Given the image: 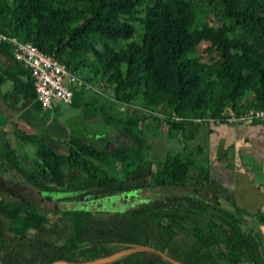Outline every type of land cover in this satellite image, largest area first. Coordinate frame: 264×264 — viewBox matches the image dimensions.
I'll use <instances>...</instances> for the list:
<instances>
[{"label":"trees","instance_id":"1","mask_svg":"<svg viewBox=\"0 0 264 264\" xmlns=\"http://www.w3.org/2000/svg\"><path fill=\"white\" fill-rule=\"evenodd\" d=\"M131 19L141 26L138 41ZM0 32L52 53L70 72L81 71L80 79L94 84L92 99L96 101L97 94L107 100L106 106L98 103L97 111L128 140L107 148L103 137L91 142L69 133L61 152L38 134L15 128L11 140L0 141V173L34 188L77 193L154 184L188 185L221 195L204 204H187L175 193L152 206L72 210L66 225L58 223L64 217L56 212L50 216L53 226L45 228L44 212L0 190V206L8 201L14 208L7 223L0 217V264L75 261V254L93 258L122 246L110 241L130 235L172 243L176 230L188 242L183 244L184 264H264V230L259 228H264V202L255 210L238 207L208 177L207 164H196L189 155L165 153L159 166L151 168L144 161L149 137L135 129L147 113L153 124L164 119L165 134L171 137V129L180 131L184 122L216 117L227 106L233 114L247 107L264 112V0H0ZM119 40L122 45L114 46ZM200 40L207 41L203 49L212 53L209 61L195 54ZM0 54L8 62L0 67V77L10 81L4 95L34 97L28 72L12 59L8 41L0 42ZM245 92H250L247 99ZM129 102L140 114L119 109L118 104ZM71 103L79 102L71 98ZM200 123L206 122L195 125ZM16 139L32 145L31 156L15 151ZM115 166L118 176L110 172ZM199 215L205 216L202 227L194 221ZM137 251L134 259L121 262L171 264L151 251Z\"/></svg>","mask_w":264,"mask_h":264},{"label":"crops","instance_id":"2","mask_svg":"<svg viewBox=\"0 0 264 264\" xmlns=\"http://www.w3.org/2000/svg\"><path fill=\"white\" fill-rule=\"evenodd\" d=\"M7 63L0 54V67H5ZM9 89L10 81L0 77V141L4 143L7 138L11 140L14 135L13 130L18 128L23 132L38 134L53 149L64 151L67 136L73 133V130L60 122V112L55 107L57 104L52 109H48L41 106L34 97L27 98L22 93L6 97L4 93ZM69 104H72L71 100ZM72 105L76 106V104ZM68 118L69 116L66 119ZM196 123L198 122H184L181 130H176L175 139L151 134L149 157L158 155L162 159L165 153L178 157L189 155L196 164H207L208 177L220 187H224V192L238 207L246 210L262 208L264 118L261 121L237 125L227 124L224 121L195 125ZM74 124L76 125L75 122ZM223 136L225 142L222 141ZM192 172L190 170L188 174ZM188 187L189 189L184 190V195L193 194L194 189ZM208 194H211L214 200L221 198V195L211 191Z\"/></svg>","mask_w":264,"mask_h":264},{"label":"rangeland","instance_id":"3","mask_svg":"<svg viewBox=\"0 0 264 264\" xmlns=\"http://www.w3.org/2000/svg\"><path fill=\"white\" fill-rule=\"evenodd\" d=\"M131 23L134 26V35L133 38L138 41L139 39V32H140V23L136 19H131ZM216 23L219 22V20L215 21ZM122 41L119 40L115 42L114 46L122 45ZM207 44V41L200 40L195 45V54L198 59H201L203 61H209L210 57L212 56V53L204 51L203 47ZM88 72L91 74L92 71L88 70ZM81 73V74H80ZM76 75L79 77H82V72H77ZM79 77V78H80ZM67 81V77L65 79ZM88 84L90 83L89 88H84L83 86H76L71 85V83H67L69 86L73 88V99L77 102H79L76 106H73L69 103H55L56 110L60 112V122L63 125L69 126V128H72V132L84 137L87 141L96 142L99 137L104 138V145L105 147L109 148L111 145L115 143H126L128 140L125 136H123L118 128V126L115 123H108L105 121L101 114L97 111V105L98 103H101L103 106L107 105V100L104 99L101 96H98L96 94V97L98 98L96 101L92 99L95 94L93 93V83L91 81H86ZM8 83V82H7ZM9 85V83H8ZM250 92H245L243 98H249ZM119 109H124V112L126 114L130 113H137L140 114L139 107L134 106L132 102H129L128 105H122L118 104ZM54 107V106H53ZM149 114V113H147ZM147 114H144L141 117V120L137 121V124L135 126V129L138 131L139 129L143 130L144 134L149 137L151 134H155L157 136H163L166 137L165 134V120H160V123H151L149 117ZM163 110H160L158 112V115H162ZM67 116H69L68 119ZM160 117H163L160 116ZM76 125L74 124V122ZM152 129V130H150ZM170 135L173 139L176 138L177 131H174L173 129L170 130ZM86 135V136H85ZM146 137V138H147ZM225 137H222V141L225 142ZM14 149L17 151V153L25 156H31L33 153V147L29 143H20L17 139L14 143ZM169 152V151H168ZM159 153V152H158ZM151 156V155H150ZM153 156V154H152ZM157 157L153 156L150 158L147 155V158L144 160L146 163H148L151 168L152 166H159V162L162 160L161 156L156 155ZM163 158V157H162ZM112 175L118 176L119 175V168L115 166L113 170L110 171ZM6 174V173H5ZM9 176V175H5ZM192 178L195 177V172L192 174H189ZM223 189L224 187L221 186ZM189 189L188 186L180 187V186H174V187H160L154 184H151L150 186H147L145 188H138V189H131V190H118V191H106L103 189H99L96 192L91 189L89 194H92L95 192V195L88 196L87 200H83L84 202L81 203V207L78 209L79 211L88 210L90 212L94 211H114V210H121L125 209L130 206H137V205H144V206H152L153 204L163 203L166 200V197L169 196V194H180L181 198L188 201L187 204L193 203V200H195L197 203L204 204V203H210L214 202L215 200L213 197H211V194H208L210 191L206 189L198 190L193 192L195 196H192L189 194L187 196L184 195V190L186 191ZM92 191V192H91ZM8 192L10 196H16L21 197L26 200H28L30 203L33 204L35 210L37 213L42 212V208L38 205V201L42 199L41 192H36L34 189H31L27 185H22L17 190H9L6 191V194L8 195ZM77 196V192H71V197H74L70 199L74 205L77 206V199H75ZM185 201V202H186ZM27 202V201H26ZM194 202V203H196ZM79 204V203H78ZM23 207L25 209L28 208V205L23 203ZM75 207V206H74ZM47 209L44 210V213L46 214V218L44 219V224H42V227L49 228L50 226H53L51 224L50 216L55 215L56 212H58L59 215H63L64 220L58 221L61 225H66L67 220L72 217L73 211L68 209H58L53 210L52 208L46 207ZM24 209V210H25ZM14 212V208L10 205L8 201H6L3 205L0 206V217L3 220L4 223H7L9 219L11 218L12 214ZM195 217L197 215H194ZM205 219L204 215H199L197 217V220L194 221L197 223L198 226H203V220ZM191 218L187 219V222L190 223ZM48 221V222H47ZM74 222V221H73ZM176 233L178 234L175 236L172 240H174L172 243H161L159 241H155L153 239H147L145 241L142 236L135 237V236H129L125 239H115L110 241L111 244L117 245V243L125 244V243H142L149 246H152L153 248H157L166 255L184 263L188 262L187 259L184 257V254L182 250L183 247L188 245V242L183 239L182 233L176 230ZM115 242V243H113ZM119 244V245H120ZM185 246H184V245ZM137 253H140L139 251H131L128 253H125L119 257H117L115 260L116 264H123L122 258L127 259L130 261V259H134L135 255ZM147 255V254H145ZM74 258H76L75 261L83 260V258H80L79 255H74ZM156 260V258H154ZM109 262V261H108ZM105 262V263H108ZM101 263V264H105ZM168 264V263H166Z\"/></svg>","mask_w":264,"mask_h":264},{"label":"built area","instance_id":"4","mask_svg":"<svg viewBox=\"0 0 264 264\" xmlns=\"http://www.w3.org/2000/svg\"><path fill=\"white\" fill-rule=\"evenodd\" d=\"M8 41L11 47V57L26 68L31 80L34 98L41 106L52 109L55 103H69L72 96L71 85L89 88L90 85L81 80L75 73L68 71L64 63L56 59L52 53L27 40H19L0 32V42ZM67 77V81L65 80ZM264 112L261 109L247 107L244 111L233 114L227 106L218 112V116H204L196 121L217 122L227 124H242L251 121H261Z\"/></svg>","mask_w":264,"mask_h":264},{"label":"water","instance_id":"5","mask_svg":"<svg viewBox=\"0 0 264 264\" xmlns=\"http://www.w3.org/2000/svg\"><path fill=\"white\" fill-rule=\"evenodd\" d=\"M15 185H16V183L12 182V178L4 177L0 174V190L6 192V191L13 189V187H15ZM41 204H46L44 206L49 207V205H47V203H41ZM60 204H61V208H74V206H75L72 201H69L68 204H67V202H60ZM259 228L261 231L264 230V228L262 226H260ZM113 243H115V242H113ZM120 245H122V246L118 247L116 249H113L112 251H110L107 254L100 255L97 257L78 260V261H70V260L67 261V260L55 259V260H52V261L45 263V264H101V263H105V262L114 260L117 257H119L125 253L131 252V251H137V250L151 251V252L157 254L160 258L170 262L171 264H184V263L166 255L165 253H163L159 249L153 248L152 246H149L146 244L125 243V244H120Z\"/></svg>","mask_w":264,"mask_h":264},{"label":"flooded vegetation","instance_id":"6","mask_svg":"<svg viewBox=\"0 0 264 264\" xmlns=\"http://www.w3.org/2000/svg\"><path fill=\"white\" fill-rule=\"evenodd\" d=\"M0 174L4 177H10V176H5L6 174H4V173H0ZM10 178H12V177H10ZM12 182L16 183L15 187H13V189H11L12 191L17 190L18 188H20L22 185L25 184L19 180L14 179V178H12ZM25 185H27V184H25ZM27 186L30 187L31 189H34L36 192H41L42 199L37 202L38 205L42 208L41 213H43L44 210L47 209L46 206H44L46 204H41V203H47V205H49V208H52L53 210H58V209L78 210L80 207H81V209H83L81 206V203L84 202L83 200H87L88 196H90V195H95V192L97 191V190L93 189L95 192H93L92 194H89L90 191L87 193L79 192V193H77V196L75 198V199H77V206L75 205L74 208H61L60 202H67V204H68L69 201H71L70 199L74 198V197H71L70 191L65 190L63 188H45V189H42V188H34V187L29 186V185H27ZM9 193H11V192H8V195H9ZM14 197H16V196H14ZM17 198L28 201V200L21 198V197H17ZM28 204L36 212L33 204L30 203L29 201H28ZM52 260H55V259H52ZM52 260H50V261H52ZM61 260H67V259H61ZM50 261H48V262H50ZM67 261H69V260H67ZM48 262H46V263H48ZM43 264H45V263H43Z\"/></svg>","mask_w":264,"mask_h":264}]
</instances>
